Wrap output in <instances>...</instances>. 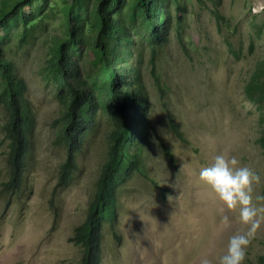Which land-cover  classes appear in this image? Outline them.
<instances>
[{"label": "rangeland", "instance_id": "rangeland-1", "mask_svg": "<svg viewBox=\"0 0 264 264\" xmlns=\"http://www.w3.org/2000/svg\"><path fill=\"white\" fill-rule=\"evenodd\" d=\"M252 7L260 10L253 13ZM66 8L59 0L55 16L39 18L35 39L18 45L13 33L5 45L36 124L21 187L12 194L4 192L7 142L0 104V264H81L83 248L69 239L87 216L106 156L107 125L101 123L82 145L73 182L59 186L66 156L55 122L61 106L44 62L50 37L62 36ZM180 16L179 29L168 44L155 57L151 49L145 50L141 62L147 119L153 126L144 162L157 185L143 176L127 183L117 213V236L108 225L103 230L104 264H196L201 254H222L230 235L247 230L238 210L222 211L198 178L199 169L220 152L236 155L261 176L253 203L264 208V201L255 200L257 193L264 194V152L256 143L262 128L260 110L244 95L245 81L264 59V0H185ZM79 64L83 72L95 68L88 55ZM167 109L185 143L169 129ZM164 149L172 153L174 166ZM225 215L226 227L221 219ZM259 219L243 264H257L264 256V211Z\"/></svg>", "mask_w": 264, "mask_h": 264}, {"label": "trees", "instance_id": "trees-1", "mask_svg": "<svg viewBox=\"0 0 264 264\" xmlns=\"http://www.w3.org/2000/svg\"><path fill=\"white\" fill-rule=\"evenodd\" d=\"M59 0H1L0 2V104L6 144L7 181L3 191L12 194L21 187L26 161L32 147L36 117L25 99V85L16 73L6 50L8 36L18 45L35 39L41 16H55ZM67 5L62 15L63 33L50 37L44 70L61 106L55 120L65 161L58 173V185L67 187L79 168L82 145L106 124L107 151L85 221L74 230L70 242L83 248L81 264L103 263V230L115 224L121 194L136 176L149 179L146 151L153 126L147 119L149 100L141 79L143 52L152 57L177 32L185 0H61ZM30 7L25 13L24 9ZM50 12L47 13V11ZM92 57L95 68L82 71L81 61ZM90 65L92 62H89ZM156 83L162 90L159 79ZM246 100L260 110L262 123L256 143L264 152V59L245 81ZM169 129L182 142V132L171 111L166 110ZM164 154L174 166L173 155ZM160 188L159 186H156ZM164 191V190H163ZM257 264H264L260 256Z\"/></svg>", "mask_w": 264, "mask_h": 264}, {"label": "clouds", "instance_id": "clouds-1", "mask_svg": "<svg viewBox=\"0 0 264 264\" xmlns=\"http://www.w3.org/2000/svg\"><path fill=\"white\" fill-rule=\"evenodd\" d=\"M259 10L257 7L251 8L253 13ZM198 178L208 186L221 210H238L239 221L248 228L230 235L222 254H201L196 264H243L247 246L260 223L259 213L264 211V208H258L253 203L255 185L260 183L261 176L242 164L236 155L220 152L212 158L210 165L199 169ZM255 200L264 201V194L257 193ZM221 219L226 227L229 224L228 216Z\"/></svg>", "mask_w": 264, "mask_h": 264}]
</instances>
